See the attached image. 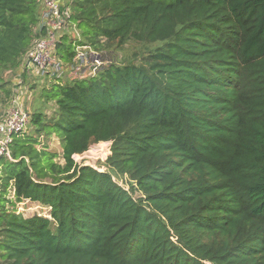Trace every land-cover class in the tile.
I'll return each instance as SVG.
<instances>
[{
	"label": "trees",
	"instance_id": "1",
	"mask_svg": "<svg viewBox=\"0 0 264 264\" xmlns=\"http://www.w3.org/2000/svg\"><path fill=\"white\" fill-rule=\"evenodd\" d=\"M38 2L0 0L3 68H19L41 35ZM70 8L82 38H61V60L76 43H159L137 63L52 85L53 115L31 120L61 138L63 165L36 136L13 135L11 159L0 157V264H264V0ZM100 141L105 169L78 165ZM8 189L48 216L7 212Z\"/></svg>",
	"mask_w": 264,
	"mask_h": 264
},
{
	"label": "rangeland",
	"instance_id": "2",
	"mask_svg": "<svg viewBox=\"0 0 264 264\" xmlns=\"http://www.w3.org/2000/svg\"><path fill=\"white\" fill-rule=\"evenodd\" d=\"M68 1L70 0H63L65 4H67ZM63 37L67 38V42H70V40L77 37L80 39L82 38L81 31L72 22H70V26L65 30ZM157 43H159V41L145 44L140 41L130 39L120 48L111 47L101 51L91 49V51L97 53L98 58L103 64H107L110 61L117 63H137L140 56ZM87 56L88 59L85 65L87 69L85 68V73H83L85 76L89 75L88 72L92 67L90 52L87 53ZM60 61L67 68V72L64 73L59 80L65 81L73 76V74L68 70L70 61L67 62L61 59ZM57 80L58 79L56 78H52L50 74L47 76H39L32 69H29L28 72H22V70L18 67L3 68L0 66V119L6 114L8 111L7 109H9L13 103L16 107L29 112L31 114V119L32 115L37 111L51 117L56 106L54 100L50 97L48 98L47 95L50 92L52 85L57 82ZM6 88H10L9 94L6 91ZM11 99H13V103ZM42 133V135H36L35 125L32 120H30L25 134H29L34 137L36 136V139L38 140L35 145L36 148L55 153V156L52 159L54 164L58 166L63 165L64 161L61 156V138L51 131H45ZM109 144L110 143L107 141H100L91 145L83 153L75 155L74 158L76 163L78 165L87 164L100 170L105 169L104 160L109 154ZM44 179L49 181L50 177L46 176ZM115 179H119L118 181L121 182L120 178L116 177ZM6 195L7 199L10 200L4 201V209L7 212H12L15 209L16 213L23 214L24 216L34 213H40L48 216V207L41 206L39 203L33 202H21L14 204L13 192L9 189Z\"/></svg>",
	"mask_w": 264,
	"mask_h": 264
},
{
	"label": "built area",
	"instance_id": "3",
	"mask_svg": "<svg viewBox=\"0 0 264 264\" xmlns=\"http://www.w3.org/2000/svg\"><path fill=\"white\" fill-rule=\"evenodd\" d=\"M70 1L65 4L63 0H39L41 13L35 30L42 31V33L33 41L31 47L24 54L19 65L22 72H28L29 69H32L39 76L50 74L52 78L56 79H61V76L67 72V68L57 56V44L63 37L65 30L70 26ZM74 39L79 40L80 38ZM91 49L88 45L78 43L74 45V56L68 68L70 73L73 74L71 77L85 76L83 73H85L87 53L89 52L92 62V67L88 72L89 75H94L103 65L97 53L91 51ZM11 100L13 103V99ZM7 110L6 114L0 119V157L11 159L10 145L13 135L25 133L31 120V114L16 107L14 103Z\"/></svg>",
	"mask_w": 264,
	"mask_h": 264
},
{
	"label": "crops",
	"instance_id": "4",
	"mask_svg": "<svg viewBox=\"0 0 264 264\" xmlns=\"http://www.w3.org/2000/svg\"><path fill=\"white\" fill-rule=\"evenodd\" d=\"M40 13H41V6L39 5V15H40Z\"/></svg>",
	"mask_w": 264,
	"mask_h": 264
}]
</instances>
